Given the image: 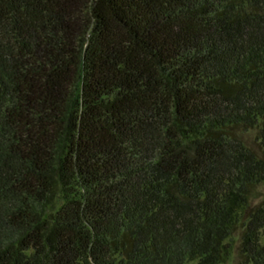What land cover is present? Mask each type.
Returning a JSON list of instances; mask_svg holds the SVG:
<instances>
[{"label": "trees", "instance_id": "16d2710c", "mask_svg": "<svg viewBox=\"0 0 264 264\" xmlns=\"http://www.w3.org/2000/svg\"><path fill=\"white\" fill-rule=\"evenodd\" d=\"M261 186L264 0H0V264H264Z\"/></svg>", "mask_w": 264, "mask_h": 264}, {"label": "rangeland", "instance_id": "374dc122", "mask_svg": "<svg viewBox=\"0 0 264 264\" xmlns=\"http://www.w3.org/2000/svg\"><path fill=\"white\" fill-rule=\"evenodd\" d=\"M254 137H255V134H254L253 132H250V133L248 134V136L246 137V139L249 140L248 142H249L250 146H251L254 150L257 151V150H259V148H258L256 145H254V143H253V139H254ZM258 193H259V196H256V199H255L254 203H257V202L260 200L261 195L264 194V187H263V186H261V187L259 188ZM237 237H238L237 235L234 237V239H235V243H237V241H238ZM226 264H237V252H236L235 250H234V252H233L231 258L228 260V262H227Z\"/></svg>", "mask_w": 264, "mask_h": 264}]
</instances>
